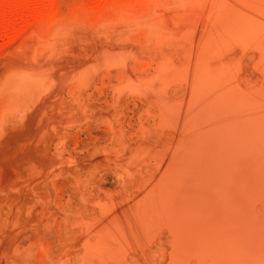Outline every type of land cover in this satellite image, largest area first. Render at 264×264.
I'll return each instance as SVG.
<instances>
[{"label": "rangeland", "instance_id": "obj_1", "mask_svg": "<svg viewBox=\"0 0 264 264\" xmlns=\"http://www.w3.org/2000/svg\"><path fill=\"white\" fill-rule=\"evenodd\" d=\"M172 1L159 22L154 9L115 17L103 0L96 6L90 0H51L52 21L44 34L30 28L4 47L0 38V264H245L237 255L241 260L252 247L246 264H264L262 189L247 202L248 193L237 194L239 206H228L241 214L224 215L218 197L210 195L218 186L206 185L201 176L210 165L201 117L210 96L237 83L264 99V12L256 14L264 0L258 7L254 0L185 5L190 7ZM252 5L258 9L250 12ZM229 10L240 25L247 23L243 33L233 27ZM240 11L260 18L258 25L252 17V25L246 16L244 21ZM84 12H98L97 21ZM225 16L230 18L222 23ZM217 32L221 37H214ZM192 144L202 145L194 150ZM259 151L258 158L264 157ZM200 200L207 209L198 207ZM218 206L224 220L217 209L210 212ZM196 212L204 214L198 218ZM208 213H215V221ZM197 230L206 236L198 238Z\"/></svg>", "mask_w": 264, "mask_h": 264}, {"label": "bare ground", "instance_id": "obj_2", "mask_svg": "<svg viewBox=\"0 0 264 264\" xmlns=\"http://www.w3.org/2000/svg\"><path fill=\"white\" fill-rule=\"evenodd\" d=\"M103 1H105L104 2V8L106 9V8H108L110 11L112 10L113 11V16H114V14H115V17L116 16H121V15H123L124 16V14H128L129 16H134L133 14H135L136 15V13L138 14V12H143L144 14H145V12L144 11H152V9H154V10H156V12L159 14V16H160V18L158 19L159 20V22H163L165 19L163 18L164 17V14L165 13H163L162 11H165L166 12V10H162V8L163 7H166V5H168V6H170V2H171V0H103ZM173 1H175V2H177V3H179V4H183L184 6L183 7H190V6H185V5H192V6H196L197 4H199V5H197V6H203L204 5V3H206L207 2V0H173ZM172 1V2H173ZM243 1V0H242ZM255 2V5H256V7H258V3H259V1H261V4H262V0H254ZM100 2H102V0H90V5L91 6H96L98 3H100ZM249 2H251V0L249 1ZM51 3V0H0V38L2 39V41H3V43H1V44H3V47L4 46H6L7 44H9L10 42H12L13 40H15L16 38H18L19 36H21L23 33H26L27 32V30L28 29H30V28H37V29H39V30H41L42 31V33H43V27H45V26H50V24H51V21H52V15H50V14H52L51 12H50V7L49 6H51L52 4H50ZM103 3V2H102ZM89 4V3H88ZM244 4V3H243ZM260 4V5H261ZM264 4V3H263ZM103 5V4H102ZM165 5V6H164ZM239 5V4H238ZM261 6H263V5H261ZM100 7V6H99ZM255 7V8H256ZM260 7V6H259ZM91 8V7H90ZM254 8V9H255ZM102 9V8H101ZM164 9V8H163ZM167 9V8H166ZM252 9H253V5H252ZM250 10V12L251 11H255V10H257L258 8H256L255 10ZM53 10H54V8H53ZM243 10V9H242ZM260 10V9H259ZM263 10V7H262V9H261V11ZM92 11V10H91ZM105 11V10H104ZM230 11V15L229 16H232L231 14V12H232V10H229ZM86 12V11H85ZM84 12V13H85ZM90 12V11H89ZM88 12V13H89ZM155 12V13H156ZM241 13H239V14H241L242 15V11H240ZM244 12V11H243ZM248 11H245L244 12V14L246 13L247 15H248V13H247ZM259 11H257V13L256 12H253V13H256V14H258V16L257 17H260L259 15L261 14L262 15V13L264 12V10L261 12V13H258ZM83 13V14H84ZM54 14V13H53ZM86 14V13H85ZM84 14V15H85ZM91 14V13H90ZM90 14H89V16H88V14H86L87 15V17H90V19H91V17H92V14H91V16H90ZM110 15H111V12L109 13ZM233 14H234V12H233ZM250 14V13H249ZM80 15V14H79ZM84 15H82L81 14V16L83 17ZM85 15V16H86ZM99 14H98V12L97 13H95L93 16H95L96 18H97V16H98ZM102 15V14H101ZM101 15H100V18H101ZM103 15H105V13L103 14ZM102 15V17H105V16H103ZM108 15V14H107ZM110 15H108L109 17H110ZM139 15V14H138ZM234 15H238V14H234ZM85 16L83 17V19H85ZM108 16H106V17H108ZM113 16H111V17H113ZM127 16V15H126ZM229 16H225V17H220V21L221 20H224V19H227V18H230ZM240 16V15H239ZM238 16V17H239ZM246 16V15H245ZM244 16V17H245ZM249 16V15H248ZM256 16V15H255ZM254 16V17H255ZM263 16V15H262ZM82 17H79L81 20H82ZM95 17H92L93 18V20H95V21H97V19L95 18ZM105 17V18H106ZM122 17V16H121ZM135 17H137V16H135ZM134 17V18H135ZM140 17V16H139ZM146 17V16H145ZM243 17V15H242V19L244 20V19H246L247 18V21L246 22H248V24L250 23H252V22H250V19H251V17H252V19H253V15L248 19V17L246 16V18H244ZM124 18V17H123ZM232 18V20L234 21V22H237V19H236V17H231ZM241 18V17H240ZM256 18V17H255ZM262 18V17H261ZM87 19V18H86ZM85 19V20H86ZM89 19V18H88ZM90 19H89V21H90ZM99 19V18H98ZM126 19V18H125ZM131 19V18H130ZM142 19V18H141ZM143 19H146V18H143ZM157 19V18H156ZM242 19H239L238 18V21L239 20H241V22L243 21ZM258 19H260V18H257L256 20H258ZM263 19V18H262ZM92 20V19H91ZM128 20V19H127ZM218 20V21H219ZM255 19H253V23L256 21ZM55 21V20H54ZM56 21H58L57 19H56ZM56 21H55V23H56ZM245 21V20H244ZM261 22H263V20H260ZM222 22V21H221ZM226 22H229V21H226ZM258 22V21H257ZM257 22H255L256 24L255 25H258L257 24ZM223 23V22H222ZM231 23H233V22H230V27L233 29V27H236V29H238V27H239V29H240V31L242 32V30L241 29H246L245 28V26L242 28V26L241 25H243L242 23H244V22H242L241 23V25H240V23L239 22H237V23H235V26L233 25V27L231 26L232 24ZM259 23V22H258ZM151 24V23H150ZM155 24H158L157 22L155 23ZM219 24H221L220 22H219ZM218 24V25H219ZM226 24H228V23H226ZM234 24V23H233ZM237 24V25H236ZM239 24V25H238ZM245 24V23H244ZM247 24V23H246ZM245 24V25H246ZM222 25V24H221ZM228 25V26H229ZM252 25V24H251ZM254 25V24H253ZM254 25V26H255ZM223 26V25H222ZM261 26H263L262 24H261ZM48 27H45V29H48ZM224 28L225 27H227V26H223ZM248 27H250L249 25H248ZM259 27H260V25H259ZM258 27V28H259ZM224 28H222V30L224 29ZM229 28V27H228ZM228 28L227 29H224V30H228ZM253 27H251L250 29H252ZM254 28H256L257 29V26H255ZM253 28V29H254ZM231 29V30H232ZM218 30V27H216V31ZM222 30H219V31H221L222 32ZM229 30H230V28H229ZM234 30V29H233ZM233 30L232 31H229V32H233ZM249 30V29H248ZM258 30V29H257ZM246 31V30H245ZM245 31H244V34H247V33H245ZM250 31V30H249ZM248 31V32H249ZM225 32V31H224ZM223 32V33H224ZM229 32H226V34H229ZM235 33H239L238 32V30L236 31H234ZM240 32V34H238L237 36H241L242 35V33ZM251 32V31H250ZM249 32V33H250ZM218 33H219V36H220V32H217L216 34H214V37H215V35H218ZM235 33H233V34H235ZM44 34V33H43ZM222 34V33H221ZM233 34H230V36H232ZM250 34H253L252 32L250 33ZM249 35V34H248ZM256 35V34H255ZM219 36H216V37H218L217 39H219ZM229 36V35H228ZM229 36V37H230ZM234 36H235V40H236V38H238L236 35H233V37L232 38H234ZM221 37V36H220ZM243 37V36H242ZM240 38V37H239ZM238 38V39H239ZM231 39V38H230ZM240 40H241V38H240ZM239 40V41H240ZM245 40H247V39H245ZM242 41V40H241ZM244 42V41H243ZM246 42V41H245ZM0 44V45H1ZM264 44V43H263ZM2 46V45H1ZM264 47V46H263ZM2 48V47H1ZM0 48V49H1ZM5 49V48H4ZM210 69L209 67H205V69H203V67H202V71H206L207 69ZM204 71V72H205ZM209 71V70H208ZM207 71V72H208ZM206 72V73H207ZM201 73V72H200ZM209 73H211V71L209 72ZM205 74V73H204ZM208 74V73H207ZM203 75V72H202V74H201V76ZM207 76V75H206ZM205 76V77H206ZM208 76H209V74H208ZM199 78H203V77H199ZM201 79H199L200 80V83H202L201 82ZM207 79V80H206ZM233 80V79H232ZM202 81H203V79H202ZM204 81H208V77L207 78H205L204 79ZM237 81V80H236ZM234 80H233V83H232V85L234 84ZM206 83V82H205ZM204 83V84H205ZM237 84V83H236ZM234 85L233 86V88H231V89H229V90H224V89H221V90H219V87L218 86H215V84H214V88L211 86L210 88L211 89H214L213 91H212V94H216V91L217 90H219V92H218V95L217 96H214L213 98H212V96H210V104L209 103H207V104H209V107L207 108V107H204V105H203V107L204 108H206V111L204 112L203 110H201L200 109V111L201 112H204L203 114H204V117H203V115L201 116L202 117V120L204 121H202L203 123H204V125H205V129H204V132H203V138H205L206 137V143H205V145H204V151H205V153L208 155L209 154V159H207V160H205V161H210V165H209V167H208V169L207 168H205L203 171H206V169H207V173H203L202 172V170H201V173H203V175L201 174V176H203L204 177V174H205V181L200 177V174H198V177H200L203 181L202 182H204V183H206V185H207V183H208V185L210 184V186L211 185H213L212 187H214V186H218L217 188H212V190H211V188L209 189V190H211L210 191V193H212V194H210L211 196L212 195H214L215 197H218V198H216L217 200H218V202H221L222 204L220 205L219 204V206H220V208H221V210L220 209H217V208H219V206L218 207H216V208H213L214 210H212V208H211V211H210V208H208L209 209V211L210 212H215L216 213V211L218 210H220V211H222V214H232L233 213V215H240L241 214V211H240V213H238V211H234L235 209L233 208V207H235V206H232L231 208H233L234 210H231L230 211V208H229V206H228V204H234V205H238L239 206V203H240V201H239V198H238V196H236L237 194H239V193H241V195H244V194H246V193H248V196H250V197H246V195H245V200H246V202H247V198H250L251 199V195H252V193H253V191L256 193L257 191H259V192H257V195H255V193H253V196H259L260 195V190L262 189V192H264V157H261V158H258V151H259V149L260 150H262L261 148H263V150H264V147L262 146V145H264L263 144V142H264V138H263V135H262V138H261V136H260V134H261V132H262V130L264 131V127H263V129L261 130V132L258 134V132H259V130H258V128H262L260 125H261V122L262 121H264V99H262V98H260V96H259V92L258 93H256V95L254 94V91H252L253 93H252V95H248V93H251L250 91L248 92H246L245 91V89L246 90H249L248 88H243L240 84L238 85ZM201 85V84H200ZM202 85H203V83H202ZM201 85V86H202ZM207 85V84H206ZM208 85H210V84H208ZM207 85V86H208ZM211 85H213V84H211ZM201 86H199L200 88H201ZM206 86V87H207ZM205 87V86H204ZM203 87V88H204ZM205 87V88H206ZM245 87V86H244ZM205 88L203 89V91L205 92L206 90H205ZM199 89V88H198ZM202 89V88H201ZM200 89V91H202ZM208 89V88H207ZM215 89H217V90H215ZM200 91H199V93H200ZM208 91H210L209 89H208ZM215 91V92H214ZM220 91H221V93H220ZM211 92V91H210ZM207 93H209V92H207ZM200 94H202V92L200 93ZM206 94V93H205ZM211 94V93H210ZM204 95V94H203ZM206 95H208V94H206ZM206 95H204V96H206ZM264 95V94H263ZM208 97V96H207ZM204 98V97H203ZM206 97L204 98V103L206 102ZM198 101H200L199 99H198ZM202 101V100H201ZM199 106V105H198ZM202 105H200V107H201ZM205 110V109H204ZM210 112H209V111ZM208 111V112H207ZM197 112H199V111H197ZM206 112H207V114H206ZM195 114H196V112H194ZM200 113V112H199ZM194 114V115H195ZM200 115V114H199ZM196 116V115H195ZM194 116V117H195ZM197 117V116H196ZM194 119V118H193ZM197 119V118H196ZM201 119V118H200ZM197 121V120H196ZM198 122V121H197ZM202 122H199V123H201L202 124ZM263 123V122H262ZM260 124V125H259ZM264 125V124H263ZM198 126V125H197ZM201 125H199V127H200ZM198 127V128H199ZM194 129V128H193ZM202 129V130H203ZM200 130V129H199ZM201 130V131H202ZM190 131H192V129L190 130ZM192 133V132H191ZM198 133H200V135L202 136V134H201V132H198ZM198 133H197V135L196 136H198ZM193 134H195L194 132H193ZM262 134H264V132H262ZM192 136V135H191ZM259 136H260V138L263 140V142L261 143L260 141H261V139H259ZM193 137V136H192ZM197 137H194L193 139H194V141L196 142V143H199V142H197L198 140H199V138L198 139H196ZM200 138H202V137H200ZM202 138V139H203ZM192 140V139H191ZM258 141L260 142V143H258ZM188 144H190V141H188ZM260 144V145H259ZM262 144V145H261ZM193 145V144H192ZM192 145H191V147L190 148H193L194 150H195V146L197 145H193V147H192ZM199 146L200 145H202V144H198ZM197 145V146H198ZM259 145V146H258ZM185 146H186V144H185ZM184 146V147H185ZM189 146L190 145H188V148H189ZM185 148H187V147H185ZM197 148V147H196ZM199 149H201V148H199ZM189 150V149H188ZM180 152V151H179ZM185 152H186V149H185ZM197 153H198V151H196ZM260 152V151H259ZM262 152V151H261ZM260 152V153H261ZM264 152V151H263ZM262 152V153H263ZM182 153H184V151H182ZM182 153H180V154H182ZM192 153V152H191ZM190 153V154H191ZM196 153V154H197ZM179 154V153H178ZM188 156H189V154L188 153H186ZM185 154V155H186ZM195 154V153H194ZM204 154V153H203ZM186 155V157L184 156V158H187L188 159V156ZM192 155V154H191ZM190 155V156H191ZM199 155V154H198ZM263 155H264V153H263ZM179 156V155H178ZM189 156V157H190ZM193 156V155H192ZM205 156V155H204ZM203 156V157H204ZM180 157H183V156H181L180 155ZM194 158L196 159V156H194ZM199 159H197L198 160V162L200 161L201 162V158H202V154H201V156L200 157H198ZM204 158H206V157H204ZM207 158H208V156H207ZM181 159V158H180ZM182 160V159H181ZM181 160H180V163H182L181 162ZM186 160V159H185ZM189 160H191V158L189 159ZM259 160H262L263 161V164H261V165H259ZM186 161H188V160H186ZM193 161V160H192ZM199 162V163H200ZM186 163H188V162H186ZM194 163V162H193ZM192 162L191 163H189L190 165L191 164H193ZM195 163L197 164V162L195 161ZM199 163L197 164V165H199ZM203 163V162H202ZM183 164V163H182ZM194 166H195V164H193ZM208 165H206L205 164V166H208ZM186 166V165H185ZM189 165L187 164V166H186V168L188 167ZM200 166V165H199ZM184 167V166H183ZM182 167V168H183ZM197 167V166H196ZM185 168V167H184ZM189 169H190V167H188ZM198 168V167H197ZM199 168H201V166L199 167ZM199 168H198V170H199ZM177 169V168H176ZM202 169V168H201ZM179 170V169H178ZM181 171H183L182 169H180ZM185 170H187V169H185ZM191 170V169H190ZM193 172V171H192ZM199 172H200V170H199ZM177 173V172H176ZM186 173V172H185ZM190 173V172H189ZM182 174V173H181ZM183 175H184V172H183ZM186 176H187V178L189 177L188 176V174H186ZM193 175L191 174V176L190 177H192ZM176 177H177V174H176ZM179 177L180 176H178V180H179ZM197 177V178H198ZM182 178V177H181ZM183 178H185V177H183ZM186 178V179H187ZM195 178V177H194ZM181 180V179H180ZM184 180V179H183ZM189 180V179H188ZM185 181V180H184ZM187 181V180H186ZM186 181H185V183H186ZM183 182V181H182ZM187 182H189V181H187ZM194 182V181H193ZM196 182V181H195ZM201 182V183H202ZM184 183V182H183ZM181 184V183H180ZM188 184V183H187ZM194 184V183H193ZM193 184H192V187H193ZM189 185V184H188ZM195 185H197V183H195ZM205 185V186H206ZM200 186V185H199ZM191 187V186H190ZM201 187V186H200ZM207 189L209 188V187H206ZM200 189V188H199ZM208 190V191H209ZM216 192H218L217 194H218V196H217V194H215ZM235 192H236V194H235ZM249 192H250V195H249ZM200 193V192H199ZM198 193V194H199ZM202 193V192H201ZM186 194V193H185ZM195 194V193H194ZM204 194V193H203ZM259 194V195H258ZM205 195V194H204ZM188 196V195H187ZM187 196H185V197H187ZM193 196V195H192ZM191 196V197H192ZM205 196H207V195H205ZM214 196L212 197V198H214ZM252 196V197H253ZM262 197L264 196L263 194L261 195ZM184 197V198H185ZM190 197V196H189ZM190 197V198H191ZM194 197V196H193ZM193 197H192V199H193ZM196 197V196H195ZM202 197V196H201ZM189 198V199H190ZM211 198V197H210ZM198 199V198H197ZM200 199H202V198H200ZM209 198H208V196H207V200H208ZM215 199V198H214ZM215 199V200H216ZM250 199H249V201H250ZM187 200V199H186ZM202 200H205L206 201V197H204ZM202 200H200V201H202ZM213 200V199H212ZM189 201V200H188ZM199 201V200H198ZM205 201H202L201 203L199 202H197L198 204H200V206H198V207H201L202 206V203L203 202H205ZM192 202L194 203V201L192 200ZM217 202V201H216ZM185 203H186V201H185ZM192 203V204H193ZM206 203H211V204H213L212 203V201L210 202V199H209V202H206ZM204 204L205 205V207H206V209H207V207L209 206L208 204ZM250 202H248V204H249ZM196 204V203H195ZM217 204V203H216ZM190 205V204H189ZM214 205V204H213ZM218 205V204H217ZM193 205H190V206H186V208L188 207V209H191V207H192ZM216 205H214V206H212V207H215ZM238 206H236V208H238ZM203 207V208H202ZM201 208L202 209H204L205 207L204 206H202ZM228 207V208H227ZM194 208L196 209L197 208V205H196V207L194 206ZM225 208H226V210H225ZM195 209H194V211H195ZM217 209V210H216ZM239 210V209H238ZM187 211V210H186ZM191 211H193V210H191ZM191 211H187V212H191ZM193 211V212H194ZM198 211H200V210H197V212ZM217 211V213H216V215L217 216H221V214H220V211L218 212ZM233 211V212H232ZM181 212V211H180ZM196 212V213H197ZM201 212V211H200ZM206 213H207V211H205ZM230 212H232V213H230ZM234 212H236L235 214H234ZM169 213V212H168ZM182 213V212H181ZM199 213V212H198ZM197 213V214H198ZM215 213H213L214 215V217L215 218H213V216H211V214L210 213H208V214H210V215H208L209 217H211V219H212V221L214 220L215 221V219H216V216H215ZM219 213V214H218ZM247 213H251V211L249 210V212H247ZM184 214V213H183ZM190 214H192V212L190 213ZM190 214H187L190 218H191V216H190ZM204 214V212L203 213H200V214H198L197 216H198V218H199V216H202V215ZM224 214V215H225ZM253 214V217L255 218L257 215V213L256 214H254V213H251V215ZM148 215V214H147ZM170 215V214H169ZM194 214H192V216H193ZM223 215V216H224ZM256 215V216H255ZM181 216H183L182 214L179 216L180 218H185V217H181ZM194 216H196V214L194 215ZM207 215H205V216H203L202 218H207L206 217ZM223 216H221V218L223 217ZM228 216V215H227ZM248 216H250V215H248ZM260 216V215H259ZM175 217H177V215H175ZM174 217V218H175ZM189 217H186L185 218V220L186 219H188ZM208 217V218H209ZM226 216H224L222 219L224 220V218H225ZM245 217H247V216H245ZM258 217V216H257ZM256 217V218H257ZM179 218V219H180ZM202 218H201V221L200 222H202V223H205L206 222V226H207V222L208 221H206L205 219H203V221H202ZM218 218V217H217ZM227 218V217H226ZM258 218H260V217H258ZM177 219V218H176ZM192 219V218H191ZM253 219V218H252ZM218 220V219H217ZM258 221H256L255 219H254V222H257L256 224L258 225V224H261L260 222H259V220L260 219H257ZM195 221V220H194ZM198 222H199V219L197 220ZM209 221H210V219H209ZM190 222V221H189ZM193 222V221H192ZM219 222H220V220H219ZM259 222V223H258ZM209 223H211V222H209ZM196 224H198V223H196ZM219 224V223H218ZM255 224V223H254ZM262 224H264L263 222H262ZM261 224V225H262ZM180 225H183L182 223L180 224ZM194 225V224H193ZM204 225V226H205ZM183 226H185V225H183ZM187 226V225H186ZM205 226V227H206ZM209 226V225H208ZM208 226L206 227V228H208ZM218 226V225H217ZM216 226V227H217ZM221 226H222V224H220L219 226H218V230L221 228ZM198 227V226H197ZM201 227L202 228H204L203 227V225H201ZM213 227V226H212ZM220 227V228H219ZM249 227V226H248ZM256 227V226H255ZM259 227V226H258ZM181 228V227H180ZM186 229V228H185ZM185 229H183V231H185ZM191 229V231L190 232H192V230L193 229H195V228H189V230ZM205 229V228H204ZM250 229H251V227H250ZM264 228L262 227V229H260V230H263ZM206 230H208V229H206ZM257 230V229H256ZM259 230V231H260ZM196 231V230H195ZM198 231V230H197ZM201 231H204V230H201ZM200 231V232H201ZM246 232V235H247V231H248V233H249V230H248V228L245 230ZM251 232H253L252 230H250ZM200 232L198 231V235H196L195 234V236H197L198 238H201V236L203 235H205L206 234V232L204 233V234H202L201 236H200ZM240 232V231H239ZM251 232H250V234H251ZM195 233H197V232H195ZM208 233V232H207ZM235 233H237V234H239L237 231L235 232ZM253 233H255V231L253 232ZM252 233V234H253ZM186 234V233H185ZM192 234H194V231H193V233ZM258 234V232L256 233V235ZM261 233H259V235H260ZM262 234L264 235V232H262ZM208 235V234H207ZM241 235V234H240ZM249 235V234H248ZM200 236V237H199ZM206 236V235H205ZM209 236V235H208ZM232 236H233V234H232ZM235 236V235H234ZM233 236V237H234ZM239 236V235H238ZM254 235H252V237H253ZM182 237H183V235H182ZM181 237V238H182ZM185 237V236H184ZM236 237V236H235ZM234 237V240H232V241H235V238ZM252 237H251V240L250 241H252ZM257 237V239H258V236H256ZM256 237H254V238H256ZM204 238V237H203ZM237 238H239V237H237ZM241 238V237H240ZM247 238L249 239L250 238V236H247ZM264 238V237H263ZM183 239V238H182ZM217 239H219V238H217L216 237V239L215 240H217ZM222 240H223V238H221ZM233 239V238H232ZM246 240V241H248V242H250L249 240ZM256 239V240H257ZM114 240V239H113ZM255 240V239H254ZM253 240V241H254ZM220 241V240H219ZM219 241H216V247H220V244L217 246V242H219ZM239 242H240V240H238ZM248 242H246V243H248ZM190 243V242H189ZM193 243V242H192ZM220 243H222V242H220ZM228 243H230V242H228ZM233 243V242H232ZM245 243V242H244ZM244 243H242V247H243V245H244ZM257 243H258V241H257ZM264 243V242H263ZM194 244V243H193ZM231 244V243H230ZM235 244V243H234ZM238 244H240V243H238ZM204 244H202V246H203ZM233 245V244H232ZM248 245H251V242H250V244H248ZM247 244H246V246L247 247H249ZM253 246L255 245V242H254V244H252ZM258 245H260V244H258ZM202 246H201V248H202ZM222 246V245H221ZM230 246V245H229ZM240 246V245H239ZM256 246V245H255ZM260 246H262V245H260ZM230 247H232V246H230ZM241 247V248H242ZM246 247V248H247ZM264 247V246H263ZM203 248H206L207 249V247L206 246H204ZM224 248V247H223ZM229 248V247H228ZM245 248V249H246ZM256 248H257V246H256ZM243 249V248H242ZM252 249H254V247H252ZM252 249L250 248V250L252 251ZM261 249V248H260ZM264 249V248H263ZM221 250H223L222 248H221ZM221 250H219V251H221ZM225 250V249H224ZM229 250V249H228ZM231 250V249H230ZM248 251H249V249H247ZM258 250V249H257ZM214 251H216V250H214ZM243 251V250H242ZM248 251H244L245 253L247 252V255L249 256V255H251V254H249V253H251V251H249V253H248ZM254 251H256V250H254ZM264 251V250H263ZM263 251L261 250V255L263 256ZM226 252H229V251H226ZM239 252H240V247H239ZM253 252V251H252ZM220 253V252H219ZM222 253V252H221ZM220 253V254H221ZM242 253L243 252H241V254L240 255H242ZM255 253V252H254ZM253 253V254H254ZM256 253H258V251H256ZM256 253H255V255H256ZM238 254V253H237ZM236 253H235V255H237ZM252 254V255H253ZM255 255H253V256H255ZM260 255V254H259ZM260 255V256H261ZM229 256H231V259H232V256H233V254L232 255H230L229 254ZM246 256V255H245ZM241 256V260L238 258V255H237V258H236V260H238V261H242V262H245V264H246V261L248 260L247 259V257L248 256ZM252 257V256H251ZM256 257V256H255ZM257 257H259V256H257ZM230 258V257H229ZM234 258V259H235ZM261 258V257H260ZM264 258V257H263ZM262 258V259H263ZM233 259V261H236V260H234ZM251 259V258H250ZM250 259L248 260V261H250ZM253 259V258H252ZM255 260V259H254ZM238 261H236L237 263H238ZM251 261H253V260H251ZM256 261H259V260H257V258H256ZM261 261V260H260ZM259 261V262H260ZM263 262H264V259L262 260ZM261 261V262H262ZM232 262V261H231ZM255 262V261H254ZM258 262H255V264H257ZM233 264V263H232ZM248 264H250V262H248ZM251 264H253V263H251ZM259 264H262V263H259Z\"/></svg>", "mask_w": 264, "mask_h": 264}]
</instances>
